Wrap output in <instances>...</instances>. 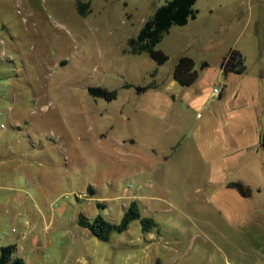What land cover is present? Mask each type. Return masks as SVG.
<instances>
[{
    "label": "rangeland",
    "instance_id": "1",
    "mask_svg": "<svg viewBox=\"0 0 264 264\" xmlns=\"http://www.w3.org/2000/svg\"><path fill=\"white\" fill-rule=\"evenodd\" d=\"M88 1L90 10L81 14L76 0H0V51L6 63L10 57L3 65L10 79L0 117L5 125L0 127L8 128L14 117L23 118L19 139L31 168L17 182L26 188L27 197L12 207L16 216L5 224L14 226L21 255L36 247L42 259L53 264L126 263L129 245L118 246L115 232L108 240L98 238L77 217L83 214L91 220L99 213L119 221L129 193H145L139 201L132 200H137L141 214L152 216L160 226H177L169 216L185 212L214 213L207 207L178 205L173 187L166 190L171 200L150 197L163 190L143 185L148 174L132 175L133 165H162L171 142L179 140L182 151L190 152L200 117L192 109L179 118H163L139 108L143 93L135 84L153 81L157 85L147 89H176L180 84L170 86L169 80L180 54L194 57L200 81L215 78L222 56L233 46L244 50L249 71H263L264 85V57L256 56L259 29L264 27V4L258 0H212L210 12L199 2L196 18L172 24L156 44L168 55L162 63L147 51L131 52L128 38L165 0ZM256 17L262 19L256 22ZM202 60L207 67H201ZM89 85L115 88L117 95L92 96ZM181 187L189 191L192 180ZM145 201L151 207L143 205ZM139 223L132 219L127 232L134 234ZM204 240L212 252H202L199 243ZM211 244L202 236L192 246L184 242L177 259L223 263V255Z\"/></svg>",
    "mask_w": 264,
    "mask_h": 264
},
{
    "label": "crops",
    "instance_id": "2",
    "mask_svg": "<svg viewBox=\"0 0 264 264\" xmlns=\"http://www.w3.org/2000/svg\"><path fill=\"white\" fill-rule=\"evenodd\" d=\"M199 2L205 3L208 12L213 9L212 0H195L193 7L196 15L193 18L201 10ZM257 3L262 5L264 0H258ZM260 19L256 17L255 21L259 22ZM260 30L256 56L262 59L264 27ZM237 48L246 62L244 50ZM6 60L10 62V57ZM4 61L0 56V117L8 96L5 88L10 79L8 70L3 68L4 63L8 62ZM207 66L208 62L205 66L201 65ZM261 72L252 73L247 64L242 72L223 69L219 65L214 75L216 79L205 77L200 81L198 71L196 79L190 84H181L172 76L170 86L180 84L176 89L140 91L143 95L137 106L153 115L163 118L174 115L179 118L186 110L192 109L200 117L190 137L193 142L190 152L182 151L179 140L171 142L167 153L162 155L165 165L153 167L148 163L138 168L133 165L132 175L139 178L143 173L148 174L143 185L152 189L157 186L163 190V193H153L150 197L171 200L169 197L173 195L166 190L173 187L174 195L180 198L178 205L195 207L196 210L207 207L214 213L185 212L169 216L170 222L178 223L174 227L160 226L155 219L156 225L149 230H143L139 223L134 234H129L127 227L115 231L117 245L127 244L131 247L128 260L123 264H195L193 259L178 261L176 253H179L178 249L184 242L192 246L200 236L212 242L211 245L216 249L214 252L223 255L224 262L221 264H264V149L260 145V132L264 123V85H261ZM215 85H219L216 94L212 92ZM21 119L14 117L8 128L0 127V246L14 244V255L21 257L25 264H53L50 259L44 261L36 247L21 255L15 240L18 235H12L14 226L7 227L5 224L16 216L12 207L21 204L27 197L26 188L17 183L31 169L26 161V146L23 139H19ZM0 125L5 124L0 121ZM147 157L151 162L152 155ZM187 179L193 182L189 191L184 187L179 188ZM231 180L247 184L251 188L250 194L245 195L236 187L228 185L227 182ZM144 195L138 192L126 194L128 200L122 206L125 209L134 197L139 201ZM143 205L151 207L152 203L145 201ZM182 236L186 238L185 241ZM199 244L203 253L213 251L205 240ZM209 264L220 263L213 260Z\"/></svg>",
    "mask_w": 264,
    "mask_h": 264
},
{
    "label": "trees",
    "instance_id": "3",
    "mask_svg": "<svg viewBox=\"0 0 264 264\" xmlns=\"http://www.w3.org/2000/svg\"><path fill=\"white\" fill-rule=\"evenodd\" d=\"M194 2L195 0H165L159 4L144 20L136 35L128 38L129 50L135 53L147 51L158 63L164 62L168 55L163 49L156 47V44L172 24H184L189 18L195 17ZM76 7L78 12L85 14L90 10V2L88 0H76ZM194 64L192 56L188 54L179 55L173 67V77L181 84H190L198 75V70ZM201 65L205 66L207 62H201ZM220 65L223 69L237 72H242L246 68L244 55L237 47L233 46L223 55ZM155 72L156 69L153 70L152 74ZM124 85L133 86L129 82L124 83ZM150 86H155V83L150 81L146 84L134 85L139 92ZM87 90L92 96H101L105 99H112L117 95L115 88L109 89L101 85H89ZM260 145L264 149V123L260 132ZM227 184L236 187L245 195L251 192V188L239 180H231ZM132 219H138L143 230H149L156 225L152 216L141 214L136 200L130 201L119 221H112L98 213L91 220L87 216L79 214L77 222L87 227L98 238L107 240L112 232L125 229ZM0 264H25V261L14 255V244L8 243L0 246Z\"/></svg>",
    "mask_w": 264,
    "mask_h": 264
},
{
    "label": "built area",
    "instance_id": "4",
    "mask_svg": "<svg viewBox=\"0 0 264 264\" xmlns=\"http://www.w3.org/2000/svg\"><path fill=\"white\" fill-rule=\"evenodd\" d=\"M0 56H2V58H3V56H4V51L3 50L1 51V55ZM218 91H219V85H215V86L212 87V92L214 94L218 93Z\"/></svg>",
    "mask_w": 264,
    "mask_h": 264
}]
</instances>
